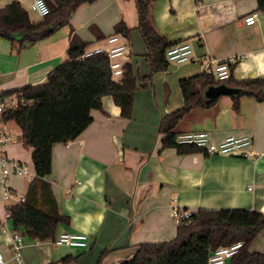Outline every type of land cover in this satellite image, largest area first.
<instances>
[{"label": "crops", "instance_id": "1", "mask_svg": "<svg viewBox=\"0 0 264 264\" xmlns=\"http://www.w3.org/2000/svg\"><path fill=\"white\" fill-rule=\"evenodd\" d=\"M34 1L0 0V10L18 2L32 23H41L44 18L32 10ZM257 7V0H155L150 15L158 34L172 46L188 42L194 51L192 63H169L157 73H152L137 30L135 0L84 4L69 25L23 49L0 38V103L6 105L20 98L6 94L46 83L49 74L68 60L72 36L87 44V51L107 49V40L119 34L115 28L121 22L132 29L126 37L128 63L142 81L129 120L122 118L114 98L105 96L102 110L91 112L89 128L77 140L53 148L52 174L45 182L58 214L70 221L58 226L56 239L62 233L85 234L88 249L59 247L55 240L39 242L24 227L16 228L12 217L6 218L9 208L25 202L36 171L34 149L22 141L20 128L0 117V129H7L9 140L3 153L29 171L27 177H10L7 190L12 196L4 197L0 186V251L6 264H65L67 257L73 260L66 264H123L140 244L177 237L180 224L173 218L174 209L249 210L264 215V102L243 95L235 110L233 98L221 97L210 109L190 111L174 129L177 136L207 132L215 143L228 136H250L253 157L181 155L165 147L160 132L162 122L185 105L180 81L205 73L202 63L228 60L232 68L228 87L233 89L245 80L264 79V12ZM256 12L258 23L246 26L245 19ZM39 202L41 209L49 210L43 199ZM15 235L23 239L20 261L13 247ZM250 253L264 256V229Z\"/></svg>", "mask_w": 264, "mask_h": 264}, {"label": "trees", "instance_id": "2", "mask_svg": "<svg viewBox=\"0 0 264 264\" xmlns=\"http://www.w3.org/2000/svg\"><path fill=\"white\" fill-rule=\"evenodd\" d=\"M96 1L55 0L56 8L37 24L31 22L20 3L14 2L0 10V38L17 44L19 49L34 45L69 25L79 7ZM154 1L135 0L137 30L147 47L146 57L152 73H157L168 68L166 52L172 45L158 34L153 25L150 7ZM257 3V11L264 12V0H257ZM115 31L130 37L132 29L121 22ZM87 48V44L77 36H72L68 60L49 74L46 83L26 86L6 94H16L34 102L31 106L9 109L2 118L5 122H14L22 132V141L34 149L32 159L36 178L25 202L9 208V213L16 228L24 227L29 236L39 242L56 240L58 226L70 223L69 219L58 214L56 202L45 182L52 174L54 146L77 140L93 123L91 112L102 110L105 96H112L121 109L122 118L129 120L138 83L142 82L129 63L126 64L122 83L114 82L108 57L101 54L83 58ZM231 81L232 68L231 77L224 84L228 86ZM216 84L215 78L207 73L180 81L185 105L161 124L160 132L165 135V147L175 148L181 155L205 153L195 146L178 144L174 129L193 109H210L217 103L218 99L209 100L205 97L206 91ZM236 88L239 93L231 97L235 110L239 109V99L243 95L264 102V79L245 80ZM40 199L45 201L49 210L40 208ZM263 229L264 215L255 211L199 210L192 212L190 223L180 224L174 240L140 244L134 257L123 264H209L213 251L238 242H243L244 247L233 258L232 264H264L263 255L250 253L252 242ZM72 260V257H67L63 263Z\"/></svg>", "mask_w": 264, "mask_h": 264}, {"label": "built area", "instance_id": "3", "mask_svg": "<svg viewBox=\"0 0 264 264\" xmlns=\"http://www.w3.org/2000/svg\"><path fill=\"white\" fill-rule=\"evenodd\" d=\"M32 10L41 18L49 16L52 12L46 0H35L32 4ZM258 12L253 13L245 19V24L248 27L255 26L258 23ZM110 45L109 48H99L95 51H86L83 58H89L94 55H106L109 59L112 80L117 83H122L123 77L126 73V64L130 59V45L127 38L123 34H116L109 37L107 40ZM166 58L169 63L177 65H186L193 62L194 51L188 42H181L170 47L166 52ZM202 69L205 73L212 75L218 83L224 84L231 77V67L229 61H215L210 60L207 63H202ZM33 101L18 98L17 101L8 105L0 103V117L9 110L19 106H31ZM6 128L0 129V186L3 187L4 197L12 196L11 192L7 190V183L12 176L29 175L27 166L15 160H11L3 153V147L9 142L6 136ZM176 141L180 145L195 146L201 149L207 155H218L224 157H253L252 151L253 140L250 136L236 137L228 136L222 142L215 143L211 135L207 132H188L179 134ZM251 190V189H250ZM18 198V197H16ZM24 199H21L23 202ZM192 212L183 209H174L173 218L176 223L191 222ZM11 215L8 213L7 219ZM54 244L59 247H68L75 249H88L89 236L85 234L62 233ZM13 247L15 250L16 259H21V249L23 248V239L19 235L13 238ZM244 247L243 242H238L228 247H221L213 251L209 257V264H227V262L237 256ZM0 264H6L5 257L0 251Z\"/></svg>", "mask_w": 264, "mask_h": 264}, {"label": "water", "instance_id": "4", "mask_svg": "<svg viewBox=\"0 0 264 264\" xmlns=\"http://www.w3.org/2000/svg\"><path fill=\"white\" fill-rule=\"evenodd\" d=\"M51 10H54L56 8V5L53 3H50ZM239 91L237 89H233L231 87L226 86L225 84L218 83L212 87H210L206 93L205 97L209 100H216L221 97H232L236 94H238Z\"/></svg>", "mask_w": 264, "mask_h": 264}]
</instances>
